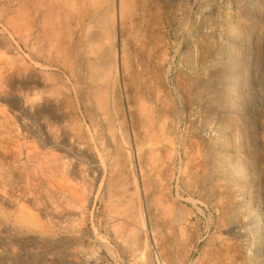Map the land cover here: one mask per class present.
<instances>
[{
    "label": "rangeland",
    "instance_id": "374dc122",
    "mask_svg": "<svg viewBox=\"0 0 264 264\" xmlns=\"http://www.w3.org/2000/svg\"><path fill=\"white\" fill-rule=\"evenodd\" d=\"M33 1L34 0H25L27 5H36L40 0ZM44 1L41 0L40 2L43 3ZM138 1L139 0H135L133 6V10H135H132V13H128L124 20V25H129V28L124 27V25L121 28L118 27L120 29H118L117 35L119 39L117 38L116 44H118L117 49L119 50V55L125 54V50L127 49L128 51H126L128 54L127 52L126 54L128 56L126 54L124 55L127 58H125L123 62L125 64L119 59V64H121L118 66V77L120 79L117 80L116 87H113V89H115V92L113 91V97L115 99V94L117 96V93H119L120 96H118L123 99H119V97L118 99L116 98L118 102L115 101V99L113 104L120 103L115 106L113 105L114 107H112V105H107L105 107L106 110H104L103 106L100 105V103L103 104V102H100L101 100H95L97 97L98 99L101 98L99 97L101 95L100 82L96 80V76L95 78L94 76L93 78L91 77V79L89 76L91 74L93 75V73L96 75V72L90 69L91 73L87 71V69L85 71L80 70L85 74L80 71H75V78H71L68 73V61L65 58L67 52L63 49L65 51L64 55L66 54L65 57H63V53H60L61 51L56 52V48H54L53 51H49L48 47H45L47 45L46 40L48 39L46 38L47 33H43V37L41 36V31L44 32L45 30V26H41L43 22V19H41L43 9H40L39 13L37 11L39 20L36 23L40 27L37 26L36 29L35 24L34 29H32L36 31L34 32L36 36L34 37L31 35L30 38L28 35H30L31 31H25L24 27H20L23 26L22 14L20 13L22 0H0V44L2 43L0 45V72L2 71L0 74V81L1 78L3 80L7 76L8 78L10 77V83L8 82V78L3 80L5 83L3 81H1L2 84L0 83V135H4L1 133H5L3 139V136H0V190L2 189L0 198L1 195L4 194V197L2 196V199H4H0V212L2 211V213H0V264H245L247 262L248 264H264V0H148L147 2L145 0L146 3L140 2L141 0L138 3ZM27 7H30V12L34 8L31 9V6ZM143 10H146L145 13ZM30 12H28V14ZM31 13L33 15V11ZM129 14L131 16H128ZM32 15H29V18H33ZM129 17H132L134 21ZM63 18L64 17L60 15L59 19L64 22L65 20ZM20 20H22V24ZM126 20H130V22L127 23ZM131 20L134 22V25ZM27 28L30 29L29 26ZM63 28L64 27H61L57 31L60 32V37L61 34L63 36L65 32V36L63 37L67 38V27H65L66 29ZM60 29L64 32L62 33ZM129 30H131V32ZM39 37L43 39L41 40ZM63 37V41L60 38V42L64 44L63 47L65 48V45H69ZM35 38H38L39 42H37L38 40H35ZM76 39L77 38H75L74 43ZM40 40L44 43L41 44ZM125 40L127 43L124 42ZM5 41L9 42H7L8 45H6ZM27 42L31 45H28ZM25 43L27 44V49L25 48ZM35 43L38 45H35ZM123 43L127 45V48L123 47ZM33 45L36 47L44 45L47 50L41 46L40 52L37 50L39 49L38 47L37 49L30 47ZM30 48H33L32 50H36L40 54L38 53V55L35 53L36 51L32 52ZM77 49L79 51L81 49L82 52L86 51L85 46L81 47L78 45ZM46 52L47 55L54 53L53 57L51 56L53 59L48 55L49 58L47 59H52L49 62L44 58ZM33 53L35 55H33ZM42 53L43 56L41 55ZM24 54L27 56L25 57ZM54 55H56L57 58ZM88 56V58H91L92 54ZM22 60H24L23 63ZM60 60L62 62H60ZM24 62L25 66H22L21 63L24 64ZM36 62L39 63V65L41 64L42 67H39ZM26 64L29 67H33L35 75H38L37 77L31 73L34 72L32 68H29V71L26 70L28 69ZM20 65L22 67H20ZM44 65L49 68L45 67V70L43 67ZM23 67L25 69H23ZM124 67L128 69V71L124 69ZM1 68L4 69L2 70ZM40 69L43 75L40 74L39 76V71L42 73ZM47 72L50 76L47 75ZM19 74H21V78ZM51 74L55 75L52 76ZM57 74L61 79L57 77ZM78 74L83 78L84 75L87 77L83 79L78 76ZM15 75L17 77H15ZM43 76L47 77L48 80ZM40 80L42 84L39 83ZM46 80L48 83L42 82H47ZM61 80L66 82L62 83ZM25 82L27 84H25ZM53 82L56 83H54L56 86ZM63 84L68 87H63ZM36 85L42 92L44 91V93H41V90L37 88ZM41 85H43V88L40 87ZM118 85L119 87L117 88ZM73 86L79 88V91ZM32 87L36 91L40 90V92L35 91L36 93H33V91L28 95L29 90H33ZM83 87L86 92H84ZM58 88L63 89L59 91ZM64 89H67V95ZM52 90H54V93ZM51 91L53 94H56L57 100L53 98L54 95L52 96V94L50 97L49 92ZM92 92L95 96L94 94L91 95ZM31 94L37 95L39 99H36L35 95L31 97ZM61 94L64 95V97H62ZM80 98L83 99L80 101ZM60 99L62 101H60ZM70 99H72V101ZM55 100L56 103L60 101L61 103H59L61 106L59 103L56 105L54 102ZM126 100L129 105H127ZM39 101L42 103H38ZM50 101H52V104H49L51 103ZM74 101H76V103ZM31 102H36L37 104H32ZM62 102L64 105L67 102L65 106L68 110H64L66 108L63 107L64 105H62ZM96 102L99 103V105L96 104ZM86 103L87 108L85 105ZM26 104L28 108H25ZM79 104H84L85 107ZM140 105L143 107H140ZM95 106L97 107L94 108ZM122 106H126V109ZM84 108L91 112L86 111V115L83 113L85 111ZM109 108L111 111H109ZM141 108L145 109L141 110ZM77 111H80V114ZM51 112L52 114L54 113L53 116ZM32 113L34 114L32 115ZM143 113L147 117H145ZM71 114L77 115L72 116ZM94 114L102 117L100 118L98 116L99 119H96L97 117ZM67 115L70 117L68 118ZM92 116L95 119H93ZM5 117L6 119H4ZM51 117L54 119H51ZM73 117L77 119H73ZM132 117H134V119ZM66 118H72L70 120L72 125L68 123L69 121H67ZM128 118L131 121L128 120ZM150 118L153 119V124L150 122L152 120ZM63 119L64 121L66 120L67 124H62ZM60 120H62L61 123ZM97 120L99 121L97 122L98 124L94 122ZM104 120L107 122L105 123ZM21 121L23 124H21ZM73 121L75 123L78 122V127H76L77 124ZM104 123H108V126H105ZM118 123H122L123 127L120 128L121 126ZM141 123L143 125H140ZM52 124H54V126ZM68 124L71 125V127L73 124L76 125H74L75 127L73 126L74 129H70L73 131L67 128L69 127ZM111 124L112 126H110ZM130 124H132V126ZM11 125L15 126H13V131L11 130L9 133L7 131L8 129H12ZM24 125L27 126V129ZM31 125H35L34 129ZM86 125L88 129H86L87 127L85 128ZM91 125H93V127ZM101 125L103 128L100 129ZM146 125L148 129L145 127ZM60 126L67 127L62 128ZM98 126L99 128L96 129ZM54 127L57 129L58 133L56 131L52 132ZM126 127L128 129H125ZM149 127L152 129L150 130ZM28 128H31V130ZM2 129L5 131H2ZM78 129L82 134L78 133ZM124 129L126 131V136L123 134V132H125ZM111 130H116L115 135L117 136L118 145L115 147V151L110 153L103 148L104 144H101V141L104 143L105 136L110 134ZM131 130H134L133 133ZM147 130L151 133H149V131L147 132ZM65 131H67L69 136L66 135L67 137L63 140L65 135L62 133H66ZM99 131L102 133H99ZM104 131H106L105 135L101 136L104 134ZM17 132L19 133L18 136L16 135ZM25 132L27 133L26 136H24ZM43 133L44 136L42 135ZM6 134L7 137H5ZM20 134L22 135L20 136ZM53 134L58 137L59 140H57ZM50 135H53L52 138H50ZM73 135L75 138H79V141L77 138L73 139ZM32 136L33 138H31ZM61 136H63L62 139ZM80 137L83 139L81 140ZM148 137L149 139H147ZM14 139H17V141L19 139V142H14ZM37 139L39 140L36 141ZM135 140L138 146L141 143L140 147L142 146V149L136 146L137 143H135ZM41 141L43 143H41ZM50 141L52 144H50ZM83 141H85L86 144ZM98 141L100 143H98ZM44 142L47 144V147ZM62 142L63 144H61ZM80 142L83 145L81 149L83 147L88 152L82 149V151L78 153L81 149L77 151L74 145ZM15 143H20L19 145L21 146L19 147V145L17 146ZM21 143L27 146L26 149H24L25 146ZM64 144L66 145L65 147ZM14 145H16L18 149L15 148L16 146ZM51 145L53 148L52 150ZM63 147L64 149L67 148V150H64ZM96 147L97 151L95 150ZM98 147H102L104 151ZM59 148L60 150H58ZM36 149L39 152H36ZM72 149H74V151ZM31 150L36 156L34 153H29ZM136 150H138L137 154ZM40 151H44L45 153ZM20 152L21 155L17 154ZM26 152H28V154ZM51 152L55 154V157L59 155L60 159L57 160L54 158V155L50 154ZM75 152L76 155L74 154ZM144 152L149 153H147V155L144 154ZM43 154L45 155L43 156ZM86 154H92L91 156H95V159L97 156L100 157L99 155H101L105 161L108 160L107 162L109 163L114 161V163L112 167L109 166V164L108 167H106L105 174L107 175L106 179H108L106 180L108 188L100 193L96 191L98 182L92 180L93 177L91 175L93 173H87L88 176L86 180L82 178L81 175H78L80 178L77 176L76 178L75 176L72 178L69 177L71 180L70 187L67 186L69 189L66 188L64 191L67 194L71 193L68 194V196L74 201V207L71 208L73 212L70 206L64 205L65 203L63 200L62 202L60 201L63 195L59 193L60 190L57 188L58 186L52 183L53 176L48 168L49 166L52 167L57 165L56 162L58 161L62 164L63 161L62 167H60V162H58L60 165L54 167L58 169L57 173L60 171L58 176L61 175L62 177L63 174L68 171V163L71 166L72 164H77L79 161L80 163L78 164L82 166L80 167V165L77 164L78 173L80 169L81 171L83 169V171L86 170L88 172L89 165L82 160L83 157L84 160L86 159ZM103 154L106 155V157ZM13 155H16L15 157L17 159H14V157H12ZM17 155H20V157L18 158ZM29 155H31L32 158ZM66 155L71 157L72 162L70 161V157ZM108 155L110 156L108 157ZM24 156L28 159L25 160ZM45 156L46 158H44ZM48 156H52L53 159L52 157L48 158ZM63 157L66 160H64ZM32 159L34 160L32 161ZM46 159H50L51 161L49 162V160ZM54 159H56V161H52ZM44 161L45 163L43 164L47 162L48 168H46V165H43L41 169V163ZM96 161H98V159H96ZM29 162L33 164L29 165ZM12 163H14V165ZM3 164H5L4 168H2ZM21 164L25 167L24 171L21 170ZM84 165L86 166L84 167ZM65 166L67 169H64L66 168ZM35 168H40V173L45 169L49 172H46L47 175L51 174V176H47V180H45L46 178L43 179L45 176L44 170L41 173L44 176L38 175V177L36 175L39 173V170H35ZM60 168H62V171ZM4 170L6 171L4 172ZM29 170L30 175H28ZM35 171L37 172L34 173ZM55 171L56 170H54V173H56ZM26 176H28L29 179ZM89 176L91 177L90 179L88 178ZM7 178L12 181L10 180V182ZM31 181H34L33 183H36V186L34 185L32 187L33 183ZM9 182L10 184L8 187L11 185L9 188H11L13 192L10 189L8 190V187L5 186ZM140 183H142V185ZM31 188L33 190H30ZM54 189L56 190L54 191ZM3 190L7 191V193ZM29 193H31L33 199ZM23 194L25 197L27 196V199L23 196L25 201L21 200ZM107 194H110L111 197L110 195L107 196ZM120 195L122 196L120 197ZM59 196H61V198ZM134 200H136L135 205ZM19 201H22L26 207L21 202L19 203ZM139 201L141 202L139 203ZM7 202H9V204H7ZM59 202H61V205L65 206V208H69V212L73 214L71 220H67L66 223L63 220L57 219V221L56 218H52L53 214L57 211L56 209H64L63 206L60 207L61 205ZM123 202H125V204ZM19 204H22L25 208L22 207V205L18 206ZM11 205L16 206L11 207ZM55 205L57 208H55ZM123 205H127V207ZM132 208H135V210H132ZM24 211L27 213L29 219L31 217L30 220H28ZM38 212H40V215L42 214V218L39 217ZM125 213L128 216H126L127 218H133L134 222L130 218L133 223L128 222L129 220L124 216ZM129 213L131 215H129ZM134 214L135 218L133 216ZM20 216L21 218L25 217L24 219L27 218L24 220L25 225ZM32 216L33 222L36 220L34 224L37 225V227H41L45 232H42V229L40 232L39 227L38 230L35 225L32 224L36 228L29 223V221L32 222ZM36 217H39L38 221L37 219L34 220ZM125 222H127V226ZM153 222H155V224ZM28 223L29 226L31 225L32 227L30 226L31 229H28V226L26 230L24 226L26 227ZM54 223L58 225V227ZM18 224L21 226H18ZM43 225L50 229L52 228L51 230L55 227L54 233L50 229L49 231L47 230L48 233L45 230L48 228H43ZM135 226L139 229V233L138 230H136L138 238L134 231V229H136ZM139 226L142 228H139ZM131 227L134 228H132L135 232L134 235L131 231ZM151 229H153V232ZM157 229L158 232L156 231ZM38 231L40 233H38ZM126 232H130L128 236L131 234V237L132 235L136 237L137 241L134 240L135 238L132 239L134 242H139V245L133 243L131 238L132 241H130V239L126 240L128 239H125ZM142 233L145 234L142 235ZM141 236H144V240ZM139 239L144 242L142 241L140 244ZM103 242L106 243L104 244ZM127 242H132V245ZM257 244H259V247ZM76 249L80 252H77ZM249 249L252 251L251 254ZM73 250L75 256H73ZM92 252L96 253L97 258H90V253ZM71 254L73 258L75 257L74 260ZM86 259H88L89 262H87L88 260ZM245 260H247V262Z\"/></svg>",
    "mask_w": 264,
    "mask_h": 264
},
{
    "label": "bare ground",
    "instance_id": "6f19581e",
    "mask_svg": "<svg viewBox=\"0 0 264 264\" xmlns=\"http://www.w3.org/2000/svg\"><path fill=\"white\" fill-rule=\"evenodd\" d=\"M35 1V0H34ZM33 1V2H34ZM41 1V0H40ZM39 1V2H40ZM42 1H44V0H42ZM140 1V0H139ZM139 1H138V3H139ZM148 0H146V2H147ZM29 2V1H28ZM32 2V1H31ZM36 2H38V1H36ZM39 2H38V4H39ZM140 2H144V3H146L145 2V0H141ZM137 3V4H138ZM29 4V3H28ZM37 3H36V5L35 4H32V5H34V6H32L31 4L30 5H27L26 4V2H25V0H22V8H21V14H22V19H23V26H20V27H24V30L25 31H31L30 32V35H28L29 37L32 35V36H36V35H34V32H36V31H33V29H34V26H35V24H36V29H37V26H39L36 22L39 20L38 19V17H37V11H38V13H39V10L40 9H43V12L41 13V19H43L42 21V23H41V26L43 25V26H45V30H44V32L43 31H41L42 32V37H43V33H47L46 34V38L48 39V40H46L47 41V45L45 46L46 48L48 47V50L49 51H53V49L54 48H56V52H59V51H61L60 53H63V57H65V55H64V52L66 51L67 52V56L65 57L66 59H67V61H68V73L70 74L69 76L72 78V77H74V74H75V71L77 72V71H80V70H82V71H85L86 69H87V71H90V70H94L95 72H96V75L93 73V75L91 74V75H89L90 76V79H91V77L93 78V76H94V78H95V76H96V80L97 81H99L100 83V90H101V95L99 96V97H101V98H99L98 99V97H97V99H95L96 101H99V100H101L100 102H103V104H101L100 103V105H102L103 106V108H104V110H106V106L108 105H112V107H114L115 105H118L119 103H115V105L113 104V101L117 98L118 99V97L120 96L119 95V93H117L118 95L116 96V94H115V99H114V93H113V91L115 92V89H113V87L117 84V80L118 79H120L119 77H118V66H120V64H119V59L122 61V63L124 62V60H125V54H126V52L128 51L127 49V51L125 50V54L123 53H121L122 55L120 56L119 55V50L117 49V45L118 44H116V41H117V35H118V27H122L123 25H124V20L126 19V17H127V14L128 13H130L132 10H133V6H134V4H135V0H45L43 3L42 2H40V4L38 5ZM138 5H140V4H138ZM142 5V4H141ZM147 5V4H146ZM27 6H31V9L33 8V10H31V12L33 11V15H32V13L30 12V7H27ZM143 6V5H142ZM144 7H146V6H144ZM137 8V7H136ZM138 9H139V7H138ZM29 10V11H28ZM135 10V9H134ZM133 10V11H134ZM42 11V10H41ZM132 11V12H133ZM141 11H142V9H141ZM144 11V10H143ZM146 11V10H145ZM145 11H144V13H145ZM28 12H30L29 14H28ZM65 12H66V14H65ZM131 12V13H132ZM135 12H137V11H135ZM140 12V11H139ZM61 13V14H60ZM63 13V14H62ZM140 13H143V12H140ZM138 14V13H137ZM29 15H32L33 16V18H29ZM60 15H62L64 18V22L61 20V19H59L60 18ZM142 15V14H141ZM20 16V15H19ZM128 16H131L130 14L128 15ZM134 16V15H133ZM141 17V16H140ZM139 17V18H140ZM62 18V17H61ZM130 19L132 18V17H129ZM132 20L134 21V19L132 18ZM131 20V22H133ZM21 22V24H22V20H20ZM31 22V23H30ZM41 22V21H40ZM126 22L128 23V22H130V20L129 21H127L126 20ZM126 25V24H125ZM124 25V27H128V26H125ZM132 25V24H131ZM133 25H134V22H133ZM29 26V28L30 29H28L27 27ZM40 27V26H39ZM61 27H67V29H66V35H67V38H64L63 36H65V32L64 31H62L61 29H60V31L64 34L63 36H62V34H61V37H60V32L59 31H57V30H59V28H61ZM33 28V29H32ZM63 28V29H64ZM129 28V27H128ZM132 28V27H131ZM42 29V28H41ZM120 30V29H119ZM122 30V29H121ZM125 30V29H124ZM132 30V29H131ZM131 30H129L130 32H131ZM46 31V32H45ZM126 31V30H125ZM38 32V31H37ZM56 32H57V34H56ZM121 32V31H120ZM133 33V32H132ZM77 34V35H76ZM120 34V33H119ZM122 34V33H121ZM127 34V33H126ZM131 34V33H130ZM26 35V34H25ZM25 35H24V37H25ZM59 35V36H58ZM27 36V37H28ZM75 36H77V37H75ZM134 36V35H133ZM135 36H136V34H135ZM40 38L41 40L43 39V38ZM62 37L64 38V40L68 43V45L69 46H67V45H65V48H66V46H67V48L65 49L64 47H63V45L64 44H62V42H60L61 40H60V38L62 39ZM121 37H123V36H121ZM31 38V37H30ZM75 38H77L76 39V42L74 43V40H75ZM127 38L129 39V37L127 36ZM33 39V38H32ZM68 41H67V40ZM119 39V38H118ZM35 40H38L37 42H39V39L38 38H35ZM40 40V42H41V44H43L42 43V41ZM31 41V40H30ZM34 41V40H33ZM62 41H63V39H62ZM64 41V42H65ZM120 41V40H119ZM7 42L8 41H5V43H6V45H8L7 44ZM35 42V41H34ZM33 42V43H34ZM65 42V43H66ZM125 43H127L126 42V40L124 41ZM9 43V42H8ZM28 43V42H27ZM2 44V43H1ZM0 44V45H1ZM30 43H28V45H29ZM62 44V45H61ZM124 44V43H123ZM31 45V44H30ZM35 45H38L37 43H35ZM63 47H61V46ZM85 46V50L86 51H84V52H82L81 51V49H80V51L77 49V46ZM125 45L126 44H124V48H127V45H126V47H125ZM41 46H43L44 47V45H41ZM40 46V47H41ZM27 47V44L25 43V48ZM30 47H34V48H36L37 49V47L36 46H30ZM40 47H38L39 49H37V50H39L40 51ZM44 47V48H45ZM86 47H87V49H86ZM45 48V50H47ZM122 48V47H121ZM27 49V48H26ZM31 49V48H30ZM33 49V48H32ZM31 49V50H32ZM63 51H62V50ZM36 51V50H35ZM34 50H32V52H35ZM49 51H47V52H49ZM26 52V51H25ZM31 52V51H30ZM41 52V51H40ZM47 52H46V55H47ZM55 52V53H56ZM28 53H29V51H28ZM35 53H39L38 51H36ZM40 54V53H39ZM38 54V55H39ZM51 55H49V57L50 58H52L53 57V54L52 53H50ZM92 54V56H91V58H95V59H91V58H88V57H90V56H88V55H91ZM127 54H128V52H127ZM126 54V55H127ZM25 55V54H24ZM33 55H35L34 53H33ZM38 55H36V56H38ZM42 56H43V53L41 54ZM46 55L44 56V58H45V60H48L47 58H49L48 57V55H47V57H46ZM58 55V54H57ZM27 55H25V57H26ZM42 56H39V57H42ZM52 56V57H51ZM55 57H56V55H54ZM88 56V57H87ZM128 56V55H127ZM29 57V56H28ZM31 57V56H30ZM35 57V56H34ZM58 57H59V55H58ZM32 58H33V56H32ZM57 58V57H56ZM56 58H54V59H56ZM30 59V58H29ZM40 59H42V58H40ZM53 59V58H52ZM52 59H50V60H52ZM61 59H62V57H61ZM127 59V58H126ZM8 60H10V59H8ZM7 60V61H8ZM13 60V59H12ZM31 60V59H30ZM35 60V59H34ZM37 60V59H36ZM44 60V61H45ZM50 60H48V62L50 61ZM63 60V59H62ZM11 61V60H10ZM23 61L24 60H22V63H23ZM32 61V60H31ZM31 61H30V63H31ZM57 61V60H56ZM37 62H39V61H37ZM36 62V64H38L39 65V63H37ZM46 62V61H45ZM54 62V61H53ZM60 62H62L61 60H60ZM64 62V61H63ZM8 63H9V61H8ZM14 63H15V61H14ZM21 63V65L23 66H25V62H24V64H22ZM43 63V62H42ZM55 63V62H54ZM53 63V64H54ZM32 64V63H31ZM35 64V63H34ZM44 64V63H43ZM57 64V63H56ZM58 64H59V62H58ZM63 64H65V63H63ZM123 64H125V63H123ZM128 64V63H127ZM20 65V67H22ZM27 65V64H26ZM30 65V64H29ZM33 65V64H32ZM48 65V64H47ZM62 65V64H61ZM11 66V65H10ZM28 66V65H27ZM37 66V65H36ZM59 66H60V64H59ZM63 66H65V65H63ZM62 66V67H63ZM122 66V65H121ZM39 67H42L41 66V64L39 65ZM44 68L46 67L45 65L43 66ZM50 67H51V65H50ZM53 67V66H52ZM123 67V66H122ZM121 67V68H122ZM29 68L31 69H33V67H29L28 66V69H26V70H28L29 71ZM46 68H49V67H46ZM46 68H45V70H46ZM67 68V67H66ZM2 70L4 69V68H1ZM21 69V68H20ZM23 69H25L24 67H23ZM22 69V70H23ZM52 69V68H51ZM58 69V68H57ZM90 69V70H89ZM124 69H126L125 67H124ZM124 69H122V70H124ZM21 70V71H22ZM41 70V69H40ZM127 71H128V69H126ZM126 70H124V71H126ZM7 71V70H6ZM27 71V72H28ZM32 71V70H31ZM33 71H34V69H33ZM48 71V70H47ZM126 71V72H127ZM3 72H5V71H3ZM26 72V71H25ZM38 72V71H37ZM41 72H42V70H41ZM50 72V71H49ZM53 72V71H52ZM81 72V71H80ZM121 72V71H120ZM2 73V71L0 72V74ZM18 73V72H17ZM16 73V74H17ZM19 73H20V71H19ZM30 73V72H29ZM28 73V74H29ZM31 73H33L34 75H35V71L34 72H31ZM44 73H46V72H44ZM48 73V72H47ZM81 73H84V72H81ZM88 73V72H87ZM90 73H91V71H90ZM122 73V72H121ZM37 74V73H36ZM40 74H42L43 75V72L42 73H40V71H39V76H40ZM85 74V73H84ZM124 74V73H123ZM4 75H5V73H4ZM20 75L21 74H19V77H20ZM23 75V74H22ZM25 75H27V74H25ZM30 75V74H29ZM41 75V76H42ZM47 75H49V73L47 74ZM52 75V74H51ZM53 75H55V74H53ZM52 75V76H53ZM83 75V74H82ZM9 76H11V75H9ZM14 76V75H13ZM31 76H33V75H31ZM36 76V75H35ZM38 76V75H37ZM36 76V77H37ZM50 76V75H49ZM66 76H67V73H66ZM77 76V75H76ZM78 76H80L79 74H78ZM77 76V77H78ZM88 76V77H89ZM15 77H17L16 75H15ZM14 77V78H15ZM18 77V78H19ZM29 77V76H28ZM27 77V78H28ZM35 77V78H36ZM43 77H45V76H43ZM57 77H58V74H57ZM64 77V76H63ZM81 77V76H80ZM87 77V76H86ZM85 77V75H84V78H86ZM6 78H8V76L7 77H5L4 79H6ZM10 78V77H9ZM9 78H8V82L10 83V81H9ZM21 78V77H20ZM26 78V77H25ZM24 78V79H25ZM31 78V77H30ZM35 78H33V79H35ZM40 78V77H39ZM50 78V77H49ZM56 78V77H55ZM59 78V77H58ZM75 78V77H74ZM73 78V79H74ZM81 78H83V77H81ZM83 78V79H84ZM3 79V80H4ZM23 79V78H22ZM36 79H38V78H36ZM35 79V80H36ZM43 79V78H42ZM41 79V80H42ZM45 79H47L48 80V78L47 77H45ZM54 79V78H53ZM59 79H61V78H59ZM82 79V80H83ZM2 80V78H1V81H3ZM11 80V79H10ZM27 80V79H26ZM30 80H32V79H30ZM41 80H40V84H42L41 83ZM44 80V79H43ZM46 80V81H47ZM58 80V79H57ZM66 80V79H65ZM94 80V79H93ZM1 81H0V83H1ZM60 81V80H59ZM58 81V82H59ZM62 81V83H64V82H66V81H64L63 82V80H61ZM122 81V80H121ZM4 82V81H3ZM31 82V81H30ZM37 82V81H36ZM42 82H44V83H48V81L47 82H45V81H42ZM51 82H52V80H51ZM69 82V81H68ZM67 82V83H68ZM78 82V81H77ZM96 82V81H95ZM119 82V81H118ZM5 83V82H4ZM20 83V82H19ZM35 83V82H34ZM43 83V84H44ZM55 82H53V84H54ZM61 83V82H60ZM59 83V84H60ZM2 84V83H1ZM25 84H27L26 82H25ZM29 84V83H28ZM50 84V83H49ZM56 84V83H55ZM54 84V85H55ZM69 84V83H68ZM71 84V83H70ZM77 84V83H76ZM9 85H12V84H9ZM32 85H34V84H32ZM64 85V84H63ZM67 85V84H66ZM73 85V84H72ZM78 85V84H77ZM82 85V84H81ZM2 86V85H1ZM4 86V85H3ZM29 86H30V84H29ZM43 85H41L40 87H42ZM46 86V85H45ZM56 86V85H55ZM83 86V85H82ZM90 86V85H89ZM93 86V85H92ZM97 86H98V84H97ZM36 87L37 88H39L37 85H36ZM63 87H68V86H63ZM73 87H76V86H73ZM84 87H86V86H84ZM83 87V88H84ZM116 87V86H115ZM119 87V85L117 86V88ZM1 88V87H0ZM43 88V87H42ZM51 88V87H50ZM77 88V87H76ZM87 88V87H86ZM90 88H91V86H90ZM21 89V88H20ZM25 89V88H24ZM28 89V88H27ZM32 91H30L29 90V93H28V95L30 94V93H32L33 91V93H36V92H40V90H38V91H36L33 87H32ZM46 89V88H45ZM53 89V88H52ZM61 89H63V88H61ZM61 89H59L58 88V90L60 91ZM79 88H77L76 90H78ZM65 91L67 90V89H64ZM63 90V91H64ZM73 90H75V89H73ZM82 89L80 88V91H81ZM84 90V92H86L85 91V88L83 89ZM88 90V89H87ZM92 90V89H91ZM100 90H99V92H100ZM36 91V92H35ZM48 91V90H47ZM53 91V93H54V90H52ZM52 91L51 92H49L50 93V97H51V94H52V96H53V98L54 99H56V94H53L52 93ZM58 91V92H59ZM64 91V92H65ZM79 91V90H78ZM89 91V90H88ZM94 91V90H93ZM117 91V90H116ZM121 91V90H120ZM119 91V92H120ZM24 92H26V91H24ZM46 92V91H45ZM67 92L68 91H66V95H67ZM70 92V91H69ZM72 92V91H71ZM82 92V91H81ZM80 92V93H81ZM90 92V91H89ZM118 92V91H117ZM41 93H44V91L42 92V90H41ZM63 93V92H62ZM78 93V92H77ZM121 93V92H120ZM57 94H59V93H57ZM64 94V93H63ZM72 94V93H71ZM70 94V95H71ZM92 94H94L93 92L91 93V95ZM27 95V96H28ZM35 95V94H34ZM34 95H32L31 94V97H33ZM38 95H39V93H38ZM44 95V94H43ZM42 95V96H43ZM62 95V94H61ZM61 95H59V96H61ZM83 95V94H82ZM84 96V95H83ZM94 96H95V94H94ZM44 97H45V95H44ZM44 97H41V98H44ZM62 97H64V95H62ZM75 97V96H74ZM129 97V96H128ZM25 98V97H24ZM35 98L36 99H39V97H37V95H35ZM49 98V97H48ZM53 98H51V99H53ZM61 98V97H60ZM69 98V97H68ZM90 98V97H89ZM122 97H119V99H121ZM35 99V100H36ZM45 99V98H44ZM44 99H42V100H44ZM63 99H67V98H63ZM83 99V98H82ZM81 98H80V101L82 100ZM115 100V101H117L118 102V100ZM123 99V98H122ZM126 99H127V97H126ZM35 100H33V101H35ZM41 100V101H42ZM57 100V99H56ZM56 100L54 101L55 102V104L56 105H58L57 103H59L60 101H62L61 99H60V101L59 102H57L56 103ZM59 100V99H58ZM71 101H72V99H70ZM85 101H87L86 99H84ZM94 100V101H95ZM128 100V99H127ZM126 100V101H127ZM38 101V100H37ZM65 101V100H64ZM67 101V100H66ZM80 101H78V102H80ZM114 101V102H115ZM123 101V100H122ZM129 101V100H128ZM128 101H127V105H129L128 104ZM134 101V100H133ZM45 102V101H44ZM48 102H49V100H48ZM51 103H49V104H52V101H50ZM75 103H76V101H74ZM141 102V101H140ZM32 104L33 103H36V102H31ZM38 103H42V102H38ZM61 103V102H60ZM60 103H59V105H60ZM81 103H83V102H81ZM37 104V103H36ZM55 104H53V105H55ZM66 104H67V102H66ZM65 104V105H66ZM68 104H69V100H68ZM74 104V103H73ZM96 104H98L99 105V103H97L96 102ZM123 104H126V103H123ZM23 105V104H22ZM35 105V104H34ZM40 105H42V104H40ZM62 105H64L63 104V102H62ZM63 106V107H65L66 108V106ZM80 105V104H79ZM82 105V104H81ZM80 105V106H81ZM86 105V108H87V103L85 104ZM85 105L83 104L82 106H84L85 107ZM89 105H91V104H89ZM93 105V104H92ZM114 105V106H113ZM143 105V104H142ZM27 106V104L25 105V108H28V107H26ZM61 106V105H60ZM59 106V107H60ZM68 106V105H67ZM70 106V105H69ZM120 106V105H119ZM124 106V105H123ZM122 106V107H123ZM46 107H47V105H46ZM93 107V106H92ZM97 106H95L94 108H96ZM121 107V108H122ZM126 107V106H125ZM125 107H123V108H125ZM129 107V106H128ZM131 107H133V106H131ZM130 107V108H131ZM140 107H143V106H141L140 105ZM33 108V107H32ZM32 108H31V110H32ZM39 108H40V106H39ZM42 108V107H41ZM44 108V107H43ZM57 108V107H56ZM86 108H84L85 109V111L83 112V113H85L86 114V111H88V112H91V111H89L88 109L86 110ZM101 108V107H100ZM108 108V107H107ZM119 108V107H118ZM117 108V109H118ZM146 108V107H145ZM145 108H141V110H144ZM21 109V108H20ZM34 109V108H33ZM55 109V108H54ZM77 109H78V106H77ZM90 109V108H89ZM126 109V108H125ZM129 109V108H128ZM137 109V108H136ZM18 110V109H17ZM25 110H27V109H25ZM40 110H42V109H40ZM56 110V109H55ZM58 110V109H57ZM64 110H68V108H66V109H64ZM73 110V109H72ZM79 110V109H78ZM103 110V109H102ZM108 110V109H107ZM123 110V109H122ZM19 111V110H18ZM17 111V112H18ZM27 111H29V110H27ZM34 111V110H33ZM32 111V112H33ZM70 111V110H69ZM109 111H111L110 110V108H109ZM116 111V110H115ZM118 111H119V109H118ZM117 111V112H118ZM124 111V110H123ZM127 111V110H126ZM131 111V110H130ZM137 111V110H136ZM21 112H22V110H21ZM29 112H31V111H29ZM49 112H50V110H49ZM74 112V111H73ZM78 112V111H77ZM80 112V111H79ZM78 112V113H79ZM101 112V111H100ZM143 112V111H142ZM38 113H39V111H38ZM56 113V112H55ZM60 113V112H59ZM62 113V112H61ZM75 113H76V110H75ZM82 113V112H81ZM22 114H24V113H22ZM34 113H32V115H33ZM36 114V113H35ZM41 114V113H40ZM45 114V113H44ZM51 114H52V112H51ZM67 114V113H66ZM65 114V115H66ZM69 114V113H68ZM80 114V113H79ZM84 114V115H85ZM90 114V113H89ZM112 114V113H111ZM110 114V115H111ZM121 114H123V113H121ZM125 114V113H124ZM127 114V113H126ZM132 114H133V112H132ZM144 114V113H143ZM19 115H20V113H19ZM38 115V114H37ZM46 115V114H45ZM47 115H48V113H47ZM54 115V113L52 114V116ZM72 115V114H71ZM75 115H77V114H75ZM75 115H72V116H75ZM83 115V114H82ZM87 115V114H86ZM94 115H96V117L94 116ZM93 116L96 118V119H99L98 118V116H97V114H94ZM106 115H107V113H106ZM116 115V114H115ZM118 115H119V113H118ZM141 115V114H140ZM145 115V114H144ZM143 115V116H144ZM17 116V115H16ZM25 116V115H24ZM27 116V115H26ZM41 116H42V114H41ZM64 116V115H63ZM79 116V115H78ZM78 116H77V118H78ZM92 116V117H93ZM138 116V115H137ZM43 117H45V116H43ZM48 117V116H47ZM60 117V116H59ZM67 117H68V115H67ZM70 117V116H69ZM68 117V118H69ZM81 117V116H80ZM82 117H84V116H82ZM93 117V119H95ZM100 117V116H99ZM102 117V116H101ZM100 117V118H101ZM107 117V116H106ZM105 117V118H106ZM113 117V116H112ZM119 117H120V115H119ZM125 117V116H124ZM129 117V116H128ZM145 117H147L146 115H145ZM33 118V117H32ZM34 118H35V116H34ZM37 118V117H36ZM39 118H40V116H39ZM42 118V117H41ZM46 118V117H45ZM53 117H51V119H52ZM76 117L74 118L73 117V119H77ZM87 118H89V117H87ZM110 118V117H109ZM108 118V119H109ZM123 118V117H122ZM121 118V119H122ZM131 118V117H130ZM133 119H134V117H132ZM137 118H139V117H137ZM141 118H142V115H141ZM4 119H6V117L4 118ZM20 119V118H19ZM24 119V118H23ZM38 119V118H37ZM44 119V118H43ZM50 119V120H51ZM54 119V118H53ZM67 119V118H66ZM72 119V118H71ZM71 119H67V121H69L68 123H70V120ZM107 119V120H108ZM112 119V118H111ZM126 119V118H125ZM150 119H152V118H150ZM10 120H11V118H10ZM22 120V119H21ZM89 120V119H88ZM122 120H124V119H122ZM128 120H130L129 118H128ZM2 121V120H1ZM18 121V120H17ZM23 121V120H22ZM22 121H21V124H23L22 123ZM35 121V120H34ZM34 121H33V123H34ZM59 121V120H58ZM61 121L62 120H60V123H61ZM75 121V120H74ZM73 121V122H74ZM79 121V120H78ZM82 121V120H81ZM84 121V120H83ZM105 121V120H104ZM118 121H119V118H118ZM117 121V122H118ZM125 121V120H124ZM131 121V120H130ZM141 121V120H140ZM23 122H25V121H23ZM47 122V121H46ZM56 122V121H55ZM94 122H99L98 120L97 121H94ZM101 122V121H100ZM107 121H105V123H106ZM122 122V121H121ZM142 122V121H141ZM144 122V121H143ZM151 123L153 122V119L150 121ZM20 123V122H19ZM28 123V122H27ZM39 123V122H38ZM37 123V124H38ZM42 123V122H41ZM49 123H51V122H49ZM63 123H66V120L64 121V119H63V121H62V124ZM75 123V122H74ZM78 123V122H77ZM77 123H75V124H77ZM85 123V122H84ZM83 123V124H84ZM90 123V122H89ZM102 123V122H101ZM104 123V124H105ZM114 123V122H113ZM123 123H125V122H123ZM148 123V122H147ZM1 124V123H0ZM10 124V123H9ZM25 124V123H24ZM44 124H46V123H44ZM67 124V123H66ZM71 125H72V122L70 123ZM75 124H73V126L75 125ZM81 124H82V122H81ZM86 124V123H85ZM93 124V123H92ZM98 124V123H97ZM97 124H96V126H97ZM108 124V123H107ZM107 124H105V126L107 125ZM118 124H120V123H118ZM126 124H127V122H126ZM132 124H133V121H132ZM132 124H130L131 126H132ZM149 124V123H148ZM153 124V123H152ZM27 125H29V124H27ZM51 125V124H50ZM53 126H54V124H52ZM56 125H58V124H56ZM61 125V124H60ZM63 125H65V124H63ZM62 125V126H63ZM69 125V124H68ZM71 125H69V127H67V126H64V127H67L69 130L70 129H74V127L76 126H72L71 127ZM88 125V124H87ZM85 126V128L86 129H88V126ZM95 125V124H94ZM140 125H143L142 123L140 124ZM149 125H151V124H149ZM7 126V125H6ZM13 126H15V125H11V127H12V129H8V131L7 132H9L10 133V131L12 130L13 131ZM25 126V128L27 127L26 125H24ZM23 126V127H24ZM32 127H33V129H34V126L33 125H31ZM44 126V125H43ZM62 126H60V127H62ZM92 127H93V125H91ZM108 126V125H107ZM110 126H112V124L110 125ZM120 128H122L123 126H122V123L120 124ZM126 126V125H125ZM129 126V125H128ZM133 126H134V124H133ZM152 126V125H151ZM21 127V126H20ZM37 127V126H36ZM39 127V126H38ZM42 127V126H41ZM45 127V126H44ZM52 127V126H51ZM59 127V126H58ZM64 127H62V128H64ZM76 127H78V124H77V126ZM92 127H90V128H92ZM114 127H115V125H114ZM119 127V126H118ZM147 129H148V127H147V125L145 126ZM57 128V127H56ZM66 128V129H67ZM80 128V127H79ZM89 128V129H90ZM95 128V127H94ZM97 128H99V126L98 127H96V129ZM101 128H103L102 127V125H101V127H100V129ZM21 129H22V127H21ZM27 129V128H26ZM25 129V130H26ZM29 129V128H28ZM39 129V128H38ZM59 129V128H58ZM61 129V128H60ZM81 129V128H80ZM114 129H116V128H114ZM113 129V130H114ZM125 129H128L127 127L125 128ZM125 129H124V131H125ZM133 129V128H132ZM149 129H150V127H149ZM152 129V128H151ZM150 129V130H151ZM17 130H19V129H17ZM29 130H31V128L29 129ZM50 130V129H49ZM49 130H48V132H49ZM63 130V129H62ZM79 130V129H78ZM99 130V129H98ZM97 130V131H98ZM121 130H123V129H121ZM135 130V129H134ZM133 130V131H134ZM146 130V129H145ZM2 131H5L4 129H2ZM16 131V130H15ZM38 131V130H37ZM40 131V130H39ZM57 132V129H55V127L52 129V132ZM70 131H73V130H70ZM77 131V130H76ZM86 131V130H85ZM116 131V130H115ZM115 131H112L111 130V132H110V134H107V136H105V139H104V143H102V139L101 140H99V141H101V144H104V147H103V145H102V147L106 150V151H108V152H112V151H115V147L118 145V143H117V136L115 135ZM117 131H118V129H117ZM128 131V130H127ZM133 131L131 130V132L133 133ZM149 130H147V132H148ZM32 132H34V131H32ZM41 132V131H40ZM62 132H64V131H62ZM66 133H67V131H65ZM91 132V131H90ZM105 132L106 131H104V134H102L101 136H103V135H105ZM24 133V132H23ZM29 133V132H28ZM58 133V132H57ZM66 133H62V134H64L65 136H64V138H63V136H61V139L63 138V140L65 139V137H67L66 135H68V133L66 134ZM78 133H80V130L78 131ZM88 133V132H87ZM93 133H94V131H93ZM99 133H102V132H100L99 131ZM125 133H126V131L125 132H123V134L125 135ZM136 133V132H135ZM149 133H151L150 131H149ZM1 134H4L5 135V133H1ZM13 134V133H12ZM16 134V133H15ZM18 132H17V136H18ZM26 132H25V134H24V136H26ZM49 134H50V132H49ZM48 134V135H49ZM56 134V133H55ZM80 134H82V132L80 133ZM80 134H78V135H80ZM123 134H122V137H123ZM131 134V133H130ZM148 134V133H147ZM4 135H0V136H3L2 137V139L4 138ZM10 135V134H9ZM8 135V136H9ZM15 135V136H16ZM22 134H20V136H21ZM29 135V134H28ZM41 135V134H40ZM43 136H44V133L42 134ZM54 135V134H53ZM53 135H50L51 137L50 138H52V136ZM72 135V134H71ZM76 135V134H75ZM14 136V135H13ZM36 136V135H35ZM55 136V135H54ZM58 136V135H57ZM69 136V135H68ZM77 136V135H76ZM82 136V135H81ZM86 136V135H85ZM101 136H99V137H101ZM126 136V135H125ZM5 137H7V134H6V136ZM42 137V136H41ZM56 137V136H55ZM73 137H74V135H73ZM84 137V136H83ZM96 137V136H95ZM150 137V136H149ZM149 137L147 138V139H149ZM1 138V137H0ZM10 138H11V136H10ZM14 138V137H13ZM25 138H27V137H25ZM24 138V139H25ZM31 138H33V136L31 137ZM44 138V137H43ZM57 138V140H59V138L58 137H56ZM72 138V137H71ZM77 138V137H76ZM75 137L73 138V139H76ZM81 138V140L83 139L82 137H80ZM85 138V137H84ZM103 138V137H102ZM119 138V137H118ZM124 138H126V137H124ZM129 138V137H128ZM136 138V137H135ZM134 138V139H135ZM67 139V138H66ZM130 139V138H129ZM16 140V141H15ZM21 140V139H20ZM39 139H37L36 141H38ZM50 140V139H49ZM48 140V141H49ZM56 140V141H57ZM77 140L79 141V138H77ZM85 140V139H84ZM95 140H96V138H95ZM124 140V139H123ZM127 140V139H126ZM137 140V139H136ZM136 140H135V143H137L138 142V140H137V142H136ZM1 141V140H0ZM54 141V140H53ZM69 141V140H68ZM68 141H66V142H68ZM75 141V140H74ZM92 141V140H91ZM93 141H94V139H93ZM93 141H92V143H93ZM97 141V140H96ZM98 141V143H100ZM128 141V140H127ZM14 142H19V139H18V141H17V139H14ZM21 142V141H20ZM33 142V141H32ZM51 142V141H50ZM57 142H59V141H57ZM64 142V141H63ZM63 142L61 143V144H63ZM73 142V141H72ZM77 142V141H76ZM84 143H85V141H83ZM33 143H35V142H33ZM41 143H43L42 141H41ZM69 143V142H68ZM74 143V142H73ZM78 143V142H77ZM75 144L74 145V147L75 148H77V151H78V149H81V146H83L82 144H81V142L79 143V144ZM89 143V142H88ZM87 143V144H88ZM95 143V142H94ZM135 143H134V145H135ZM140 143V142H139ZM143 143V142H142ZM9 144V143H8ZM16 144V143H15ZM20 143H17L16 145L18 146ZM22 144V143H21ZM27 144V143H26ZM44 144H46L45 142H44ZM50 144H52V142L50 143ZM66 144V143H65ZM64 144V147L67 145H65ZM71 144V143H70ZM86 144V143H85ZM90 144V143H89ZM88 144V145H89ZM141 144V143H140ZM140 144H139V146H138V143H137V147H140ZM10 145V144H9ZM16 145H14V146H16ZM23 145V144H22ZM72 145V144H71ZM92 145V144H91ZM100 145V144H99ZM131 145V144H130ZM15 147V148H17L18 149V147ZM21 145H19V147H20ZM23 146H25V148L24 149H26V145L24 144ZM22 146V147H23ZM29 146V145H28ZM36 146H38V145H36ZM39 146H40V144H39ZM50 146V145H49ZM48 146V147H49ZM54 146V145H53ZM59 146H60V144H59ZM68 146V145H67ZM95 146V145H94ZM21 147V148H22ZM30 147V146H29ZM43 147V146H42ZM41 147V148H42ZM46 147H47V144H46ZM62 147V146H61ZM64 147H63V149H64ZM72 147H73V145H72ZM89 147H90V145H89ZM102 147H98V148H101L102 149ZM133 147V146H132ZM142 147V146H141ZM140 147V148H141ZM87 148V147H86ZM91 148V147H90ZM17 149H16V151H17ZM20 149V148H19ZM53 148H52V145H51V150H52ZM54 149H55V147H54ZM57 149V148H56ZM62 149V150H63ZM68 149H69V147H68ZM82 149H85V148H83L82 147ZM82 149L78 152V153H80L81 151H82ZM95 149V148H94ZM137 149V148H136ZM142 149V148H141ZM146 149V148H145ZM13 150V149H12ZM46 150V149H45ZM58 150H60V148L58 149ZM64 150H67V148H65ZM73 151H74V149H72ZM91 150V149H90ZM96 151H97V147H96V149H95ZM103 150V149H102ZM110 150V151H109ZM130 150V149H129ZM15 151V152H16ZM26 151V150H25ZM35 151V150H34ZM38 150L36 149V152H37ZM57 151V150H56ZM55 151V152H56ZM70 151H71V149H70ZM83 151H87L86 149L85 150H83ZM101 151V150H100ZM99 151V152H100ZM104 151V150H103ZM103 151H101V152H103ZM131 151V150H130ZM137 151L138 150H136V154H137ZM149 151V150H148ZM153 151V150H152ZM154 151H156V150H154ZM14 152V153H15ZM39 152V151H38ZM40 152H42V151H40ZM47 152H48V150H47ZM53 152V151H52ZM52 152L50 153V154H52ZM69 152V151H68ZM67 152V153H68ZM88 152V151H87ZM86 152V153H87ZM91 152V151H90ZM94 152V151H93ZM107 152V153H108ZM123 152V151H122ZM127 152V151H126ZM135 152V151H134ZM133 152V153H134ZM27 154H28V152H26ZM29 153H34L32 150H31V152L29 151ZM42 153H45L44 151L42 152ZM49 153V152H48ZM57 153V152H56ZM62 153V152H61ZM61 153H59V154H61ZM67 153H64V154H67ZM83 153V152H82ZM81 153V154H82ZM132 153V152H131ZM143 153V152H142ZM141 153V154H142ZM147 153H149V152H144V154H147ZM17 154H20L21 155V152L20 153H17ZM49 154V155H50ZM58 154V153H57ZM75 155H76V152L74 153ZM97 154V153H96ZM98 154H100V153H98ZM150 154H152V153H150ZM20 155H17L18 156V158L20 157ZM32 155V154H31ZM31 155H29L30 157H31ZM34 155L36 156V154L34 153ZM42 155V154H41ZM45 154H43V156H44ZM52 155H54L53 157L54 158H56L57 160L58 159H60L59 157V155L57 156L56 155V157H55V154L53 153ZM72 155V154H71ZM92 155V154H91ZM90 154H86V159L84 160L83 158H82V160L83 161H85L86 163H87V165H89V169H88V172L85 170V171H83V169H82V171H81V169H80V172L78 173V171H77V164L78 163H80L79 161H78V163L77 164H72L71 166H70V164L68 163V169H67V167L66 168H64V169H67L68 171L67 172H63L62 174H63V176L61 177V175L60 176H58L59 174H60V171L57 173V171H58V169L56 168H54L55 166H58V165H60L61 164V162L60 161H58V162H60V164H58V162H56V164L57 165H55V166H52V167H50L49 166V168H48V165H47V162H46V164H43V163H45V161L44 162H42L41 164H42V166H40V168L42 169V167H43V165H46V168H48V170L50 171V173L52 174V176H53V181H52V183L53 184H56L58 187V189L60 190V194L61 195H63L62 196V198H61V196H59L60 198H61V202H62V200H63V202L65 203L64 205L65 206H70V209L72 208V207H74L73 206V204H74V201L73 200H71V197H69L68 196V194H71V193H66L64 190L66 189V188H68L67 186H69L70 185V182H71V180L69 179V177H73V176H75V178H76V176L78 177V175H81L82 176V178H84L85 180H86V177L88 176L87 175V173L89 174V173H93L91 176L93 177L92 178V180H94L95 182H98V187H97V189H96V191H97V193H100L101 191H103L104 189H106V188H108V186H107V184H106V180H108V179H106L107 178V175L105 174V170H106V167H108V164H109V166H111L112 167V164L114 163V161H111L110 163L109 162H107V161H105V159L101 156V155H99L100 157H96V159H98V161H96V159H95V156H91ZM104 155V154H103ZM124 155V154H123ZM134 155V154H133ZM148 155V154H147ZM16 156V155H15ZM14 155L12 156V157H14V159H17L16 157H15ZM28 156V155H27ZM40 156V155H39ZM62 156V155H61ZM67 157L69 156V155H66ZM74 156V155H73ZM80 156V155H79ZM82 156H84V155H82ZM105 157H106V155H104ZM110 155H108V157H109ZM132 156V155H131ZM142 156V155H141ZM25 157V156H24ZM34 157V156H33ZM38 157V156H37ZM50 156H48V158H49ZM52 157V156H51ZM50 157V158H51ZM53 157H52V159H53ZM58 157V158H57ZM70 157V156H69ZM78 157V156H77ZM122 157V156H121ZM128 157V156H127ZM126 157V158H127ZM32 158V157H31ZM35 158V157H34ZM44 158H46V156L44 157ZM136 158V157H135ZM13 159V158H12ZM13 159V160H14ZM26 159H28L27 157H25V160ZM37 159V158H36ZM38 159H40V158H38ZM56 159H54V160H52V161H56ZM63 159H64V157H63ZM68 159V158H67ZM73 159V158H72ZM74 159H75V157H74ZM110 159V158H109ZM121 159V158H120ZM128 159V158H127ZM34 159H32V161H33ZM45 160V159H44ZM46 160H49V162L51 161L50 159H46ZM64 160H66V159H64ZM76 160V159H75ZM78 160H81V159H78ZM113 160V159H112ZM122 160V159H121ZM138 160V159H137ZM23 161V160H22ZM29 161V160H28ZM31 161V160H30ZM62 161V160H61ZM70 161H71V157H70ZM70 161H68V162H70ZM74 161V160H73ZM150 161V160H149ZM13 162V161H12ZM19 162V161H18ZM25 162V161H24ZM24 162H23V164H24ZM66 162V161H65ZM72 162V161H71ZM116 162H117V160H116ZM123 162V161H122ZM121 162V163H122ZM127 162V161H126ZM20 163V162H19ZM22 163V162H21ZM30 163V162H29ZM74 163H75V161H74ZM84 163V162H83ZM86 163H84V164H86ZM129 163H131V162H129ZM128 163V164H129ZM13 165H14V163H12ZM23 164H21V166L23 165ZM33 163H30L29 165H32ZM36 164H38V163H36ZM48 164H50V163H48ZM55 164V163H54ZM62 164H63V161H62ZM62 164L60 165V167H62ZM67 164V163H66ZM20 165V164H19ZM19 165H17L18 167H20ZM78 165H80V164H78ZM142 165H143V163H142ZM1 166V165H0ZM4 166H5V164H3V166H2V168H4ZM35 166V165H34ZM82 165H80V167H81ZM86 165H84V167H85ZM137 166V165H136ZM139 166H140V163H139ZM30 167V166H29ZM83 167V168H84ZM127 167V166H126ZM129 167V166H128ZM127 167V168H128ZM6 168V167H5ZM24 168V169H23ZM32 168V167H31ZM40 168H38V169H36L35 168V170H39ZM59 168V167H58ZM130 168V167H129ZM135 168V167H134ZM1 169V168H0ZM28 169H30V168H28ZM62 168H60V170H61ZM86 169V168H85ZM7 170V169H6ZM6 170H4V172L6 171ZM21 170L22 171H24L25 170V167L24 166H22L21 167ZM20 170V171H21ZM32 170V169H31ZM45 170V169H44ZM44 170H42V172L44 171ZM54 170H56L55 172L56 173H54ZM78 170H79V166H78ZM8 171V170H7ZM26 171H27V169H26ZM62 171V170H61ZM64 171H66V170H64ZM134 171H135V169H134ZM140 171V170H139ZM19 172V171H18ZM37 171H35L34 173H36ZM41 172V173H42ZM49 173L48 171H46L45 170V176L43 175V174H41L40 173V170H39V173L36 175V176H44V178L43 179H45V180H47V176H51V174H48L47 175V173ZM15 173V172H14ZM22 173V172H21ZM24 173V172H23ZM29 173V174H28ZM27 174L28 175H30V170H29V172H28ZM78 173V174H77ZM4 174V173H3ZM6 174V173H5ZM9 174V173H8ZM140 174V173H139ZM143 174H144V172H143ZM13 175V174H12ZM22 175V174H21ZM24 175H25V173H24ZM23 175V176H24ZM129 175V174H128ZM134 175V174H133ZM136 175V174H135ZM38 176V177H39ZM110 176V175H109ZM137 176V175H136ZM7 177V176H6ZM27 178H28V176H26ZM34 177H35V174H34ZM37 177V178H38ZM128 177V176H127ZM126 177V178H127ZM142 177V176H141ZM140 177V178H141ZM31 178V177H30ZM36 178V179H37ZM78 178H80V177H78ZM89 179L91 178L90 176L88 177ZM7 179H9V178H7ZM22 179H23V177H22ZM29 179V178H28ZM35 179V178H34ZM39 179V178H38ZM37 179V180H38ZM50 179V178H49ZM48 179V180H49ZM142 179V178H141ZM4 180V179H3ZM11 179H9V181H10ZM44 180V181H45ZM84 180V181H85ZM8 181V180H7ZM12 181V180H11ZM10 181V182H11ZM13 181H15V180H13ZM24 181V180H23ZM26 181H27V179H26ZM89 181V180H88ZM124 181V180H123ZM143 181V180H142ZM5 182V181H4ZM10 182L8 183V184H6L5 186H7L8 187V185L10 184ZM22 182V181H21ZM32 183L34 182V181H31ZM46 182V181H45ZM50 182H51V179H50ZM125 182H126V180H125ZM140 182V181H139ZM1 183V182H0ZM6 183V182H5ZM13 183V182H12ZM47 183H49V182H47ZM138 183V182H137ZM4 184V183H3ZM25 184H26V182H25ZM36 183H33V185H32V187L35 185ZM141 185H142V183H140ZM14 185V184H13ZM47 185V184H46ZM48 185H50V184H48ZM11 186V185H10ZM9 186V187H10ZM24 186H26V185H24ZM36 186V185H35ZM110 186V185H109ZM139 186V185H138ZM7 188L8 190L10 189L11 190V188ZM70 187V186H69ZM5 188V187H4ZM139 188V187H138ZM144 188V187H143ZM7 189H5V190H7ZM28 189V188H27ZM49 189V188H48ZM52 189V188H51ZM69 189V188H68ZM7 190V191H8ZM26 190V189H25ZM30 190H33L32 188L30 189ZM56 189H54V191H55ZM71 191H73L72 189H70ZM69 190V191H70ZM128 190V189H127ZM139 190V189H138ZM144 190V189H143ZM2 191V189L0 190V192ZM4 191V190H3ZM7 191H4V192H6L7 193ZM12 191V190H11ZM70 191V192H71ZM13 192V191H12ZM58 192H57V194H58ZM74 192V191H73ZM76 192V191H75ZM123 192V191H122ZM127 192V191H126ZM28 193V192H27ZM124 193V192H123ZM1 194V193H0ZM20 194V193H19ZM25 195H28V194H26V193H24ZM24 194L22 195V197L24 196ZM30 195H31V193H29ZM125 194V193H124ZM7 195V194H6ZM18 195V194H17ZM110 195V194H109ZM108 194H107V196H109ZM2 196L4 197V194L3 195H1V198L0 199H2ZM76 196V195H75ZM122 195H120V197H121ZM149 196V195H148ZM5 197H7V196H5ZM21 197V198H22ZM25 197V196H24ZM24 197L21 199V200H24ZM27 197V196H26ZM25 197V199H27ZM110 197H111V195H110ZM109 197V198H110ZM120 197H119V199H120ZM127 197V196H126ZM31 198H32V195H31ZM54 198V197H53ZM75 198V197H74ZM79 198V197H78ZM123 198V197H122ZM4 199V198H3ZM2 199V200H3ZM33 199V198H32ZM7 200V199H6ZM54 200V199H53ZM124 200V199H123ZM133 200V199H132ZM141 200V199H140ZM149 200V199H148ZM25 201V200H24ZM27 201V200H26ZM57 201V200H56ZM135 202H134V205H135V203H136V200H134ZM142 201V200H141ZM141 201H139V203L141 202ZM146 201V200H145ZM1 202V201H0ZM15 202V201H14ZM22 203V201H19V203ZM61 202H59L60 203V205L62 204ZM16 203V202H15ZM14 203V204H15ZM57 203H58V201H57ZM75 203H76V201H75ZM124 204H125V202H123ZM147 203V202H146ZM148 203H149V201H148ZM3 204H5V203H3ZM7 204H9V202H7ZM10 204H11V202H10ZM17 204H18V202H17ZM23 204V203H22ZM22 204H19L18 206H21ZM36 204V203H35ZM54 204H56V203H54ZM127 204V203H126ZM23 205H25V204H23ZM22 205V207H24ZM38 205V204H37ZM39 205H40V203H39ZM57 205V204H56ZM55 205V206H56ZM76 205V204H75ZM128 205V204H127ZM127 205L125 206V205H123V206H125V207H127ZM146 205V204H145ZM13 205H11V207H12ZM14 206H16V205H14ZM13 206V207H14ZM58 206V205H57ZM57 206L55 207V208H57ZM63 205H61L60 207H62ZM65 206H63L64 207V209L62 210V209H56L57 211L53 214V216H52V218L54 217V218H56V220L58 219V220H63V221H65V223H66V221L67 220H71V218L73 217V214L72 213H70L69 212V208H65ZM77 206V205H76ZM112 206V205H111ZM131 206V205H130ZM148 206V205H147ZM8 207H9V205H8ZM25 207H26V205H25ZM24 207V208H25ZM140 207V206H139ZM1 208V207H0ZM17 208V207H16ZM19 208V207H18ZM54 208V209H55ZM22 209V208H21ZM36 209V208H35ZM146 209V208H145ZM154 209V208H153ZM34 210V209H33ZM38 210V209H37ZM72 211H73V209H71ZM110 210V209H109ZM122 210H124V209H122ZM126 210H127V208H126ZM129 210V209H128ZM132 210H135V208H132ZM131 210V211H132ZM147 210H148V207H147ZM150 210V209H149ZM5 211V210H4ZM19 211V210H18ZM21 211V210H20ZM32 211V210H31ZM34 212V211H33ZM47 212V211H46ZM54 212V211H53ZM74 212V211H73ZM124 212V211H123ZM0 213H2V211L0 212ZM19 213V212H18ZM23 213V212H22ZM21 213V214H22ZM35 213V212H34ZM48 213V212H47ZM132 213V212H131ZM20 214V213H19ZM24 214H26L27 215V213H25V211H24ZM33 214V213H32ZM37 214V213H36ZM38 214H39V217H41V215H40V212H38ZM37 214V215H38ZM52 214V213H51ZM124 214V213H123ZM7 215V214H6ZM29 215H30V213H29ZM34 215V214H33ZM75 215V214H74ZM129 215H131L130 213H129ZM5 216V215H4ZM25 216V215H24ZM51 216V215H50ZM49 216V217H50ZM125 218H127L128 216L126 215V213H125ZM127 216V217H126ZM134 216V218H135V214L133 215ZM2 217V216H1ZM7 218H8V215L6 216ZM34 217H35V215H34ZM38 217V218H39ZM139 217V216H138ZM15 218V217H14ZM20 218H21V216H20ZM25 217H22L21 219H23V221L22 220H20V221H22V222H24V225H25V221L24 220H26L27 218H28V215H27V218L26 219H24ZM38 218L36 217V218H34V220L35 219H37V221H38ZM42 218V217H41ZM131 219H132V221L134 222V220H133V218L132 217H130ZM130 218H127V220H129L128 222H132L131 220H130ZM141 218V217H140ZM30 219H31V217H30ZM29 218H28V220H30ZM48 219V218H47ZM15 220V219H14ZM18 220V221H19ZM52 220V219H51ZM57 220V221H58ZM125 220V219H124ZM136 220V219H135ZM139 220V219H138ZM154 220V219H153ZM16 221H17V219H16ZM19 221V222H20ZM32 222H33V216H32V220H31ZM36 221V220H35ZM30 222L29 221V223L32 225H35L34 223H36V222ZM55 221V220H54ZM140 221V220H139ZM18 222V223H19ZM21 222V223H22ZM56 222V221H55ZM132 222V223H133ZM142 222V221H141ZM140 222V223H141ZM27 223V222H26ZM29 223H28V225L26 224V227L24 226V228H26V230H27V228H28V226H29ZM60 223V222H59ZM127 222H125V224H126ZM137 223V222H136ZM139 223V224H140ZM145 223V222H144ZM150 223V222H149ZM154 224H155V222H153ZM39 224V223H38ZM41 224V223H40ZM42 224H44V223H42ZM55 224V223H54ZM20 224H18V226H19ZM30 225V226H31ZM32 225V226H33ZM56 225V224H55ZM54 225V226H55ZM137 225V224H136ZM14 226V225H13ZM17 226V225H16ZM21 226V225H20ZM30 226H29V228L28 229H31L30 228ZM31 226V227H32ZM36 227H37V225H35ZM35 226H33V227H35ZM41 226V225H40ZM53 226V227H54ZM57 227H58V225H56ZM126 226H127V224H126ZM129 226H132V225H129ZM152 226V225H151ZM179 226V225H178ZM35 227V228H36ZM39 227V226H38ZM37 227V229L39 230V228H40V232H41V227H39L38 228ZM44 227H46L45 225H43V228ZM136 227V226H135ZM141 226H139V228H140ZM152 227H154V226H152ZM34 228V229H35ZM46 228H48V229H45L46 231L48 230L49 231V227H46ZM133 227H131V229H132ZM142 228V227H141ZM151 228V227H150ZM16 229H18V228H16ZM33 229V228H32ZM52 229V228H51ZM50 229V230H51ZM54 229H55V227H54ZM54 229L53 230H51L53 233H54ZM126 229H128V228H126ZM130 229V230H131ZM134 229V228H133ZM133 229L131 230L132 232H133V235H134V233L136 232V230H138V233H139V229H137V227H136V229H134V231H133ZM19 230V229H18ZM22 230V229H21ZM36 230V229H35ZM43 230V229H42ZM65 230V229H64ZM153 229H151V231H152ZM23 231V230H22ZM25 231V230H24ZM30 231V230H29ZM37 231V230H36ZM47 231V232H48ZM130 231V232H131ZM141 231V230H140ZM143 231V230H142ZM150 231V230H149ZM148 231V232H149ZM157 232H158V229L156 230ZM21 232V231H20ZM25 232H27V231H25ZM33 232V231H32ZM39 231H38V233H40ZM42 232H45L44 230L42 231ZM128 232V231H127ZM126 232V233H127ZM129 232V233H130ZM144 232V231H143ZM153 232V231H152ZM159 232H160V229H159ZM22 233V232H21ZM30 233H31V231H30ZM36 233V232H35ZM49 233V232H48ZM125 233V234H126ZM129 233H127L125 236V239L126 238H128V239H126V240H129L130 238L132 239H134V240H136L137 241V239H136V237H134L133 235H132V237L130 236H128V234ZM137 232L135 233L136 234V236H137V234H138ZM141 233V232H140ZM150 233V232H149ZM26 234V233H25ZM28 234V233H27ZM51 234V233H50ZM145 233H142V235H144ZM152 234H154V233H152ZM157 234V233H156ZM141 235V234H140ZM139 235V236H140ZM238 236V235H237ZM142 237V239L144 240V236H141ZM148 237V236H147ZM137 238H138V236H137ZM130 239V241H132ZM148 239V238H147ZM134 240H133V243H137L136 241L134 242ZM142 240V241H143ZM139 241H140V244L142 243V241L139 239ZM87 242V241H86ZM144 242V241H143ZM104 244L106 243V242H103ZM127 243H131V245H132V242H127ZM139 243V242H138ZM137 243V244H138ZM146 243V242H145ZM136 244V245H137ZM87 245V244H86ZM139 245V244H138ZM148 245V244H147ZM106 246V245H105ZM256 246V245H255ZM257 246L259 247V244H257ZM92 247V246H91ZM262 247V246H261ZM86 248V247H85ZM84 248V249H85ZM93 248V247H92ZM150 248V247H149ZM248 248V247H247ZM250 248V247H249ZM253 248H255V247H253ZM82 249H83V247H82ZM77 250V252L79 251L78 249H76ZM81 250V249H80ZM88 250V249H87ZM261 250V249H260ZM70 251V250H69ZM82 251V250H81ZM147 251V250H146ZM249 251H250V254H251V249H249ZM255 251V250H254ZM256 251H257V249H256ZM255 251V252H256ZM80 252V251H79ZM71 253H72V251H71ZM126 253V252H125ZM141 253V252H140ZM248 255V254H247ZM260 255V254H259ZM73 256H75L74 255V250H73ZM73 256H72V254H71V257L73 258ZM81 256V255H80ZM261 256H263V255H261ZM77 257V256H76ZM81 257H84L83 255L81 256ZM254 257H255V255H254ZM71 258V259H72ZM90 258H97L96 257V253H90ZM250 258H253V257H250ZM256 258V257H255ZM263 258V257H262ZM75 259V257L73 258V260ZM79 259V258H78ZM82 259V258H81ZM89 259V258H88ZM88 259H86V260H88ZM80 260V259H79ZM78 260V261H79ZM85 260V259H84ZM83 260V261H84ZM252 260V259H251ZM257 260V259H256ZM72 261V260H71ZM96 261V260H95ZM246 262H247V260H245ZM262 261V260H261ZM264 261V260H263ZM74 262V261H73ZM87 262H89V260L87 261ZM159 262V261H158ZM256 262V261H255ZM257 262H258V260H257ZM256 262V263H257ZM76 263V262H75ZM142 263V262H141ZM253 263H254V261H253ZM245 264H248V262L247 263H245Z\"/></svg>",
    "mask_w": 264,
    "mask_h": 264
}]
</instances>
